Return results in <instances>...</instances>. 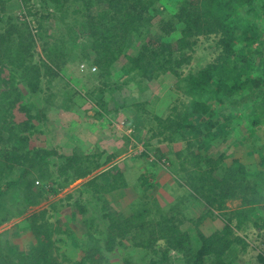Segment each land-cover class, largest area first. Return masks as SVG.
<instances>
[{
    "label": "rangeland",
    "instance_id": "obj_1",
    "mask_svg": "<svg viewBox=\"0 0 264 264\" xmlns=\"http://www.w3.org/2000/svg\"><path fill=\"white\" fill-rule=\"evenodd\" d=\"M180 1L161 0L151 16L179 14L184 8ZM188 1L192 17L201 24L190 31L182 49L175 47L182 36L177 19L170 35L152 29L156 41L151 47L162 48L149 66L129 70L126 53L139 51L132 46L101 75L89 30L81 28L83 3L2 0L18 22L30 21L34 39L29 57L0 63V93L9 82L30 107L17 106L33 114L41 109L45 116L33 120L32 129L20 131L28 140L13 146L16 156L25 150L35 154L36 166L15 155H7L9 161L0 158L6 161L0 170V205L11 210L2 211L8 218L0 223V258L7 255V244L13 256L20 251L29 256L33 250L40 256L44 245L50 264H264V173L254 175L264 172V125L253 127L252 137L246 117L228 109L231 127L209 142L210 137L196 140L162 128L184 130L172 121L177 122V113L191 98L183 79L224 54L221 27L236 36L232 56L240 54L243 64L239 60L235 72L254 73L250 71L264 59V12L259 13L257 3L259 9L233 0L232 11L217 21L200 15L208 6L204 0ZM30 4L36 16H25L22 6L29 9ZM104 7L98 4L91 10ZM240 10L242 20L236 19ZM6 44L13 46L8 40ZM156 62L163 65L160 70L153 66ZM35 64L40 70L33 82L27 68ZM46 98L51 102H43ZM240 107L247 110L251 103ZM16 113V123L25 118L26 111ZM9 145L0 140V154ZM76 154L89 157L82 160L83 169L69 168L67 161L62 165L65 157ZM236 161L245 167L250 183L261 181L254 192L242 176L229 177ZM26 169L29 174L20 178ZM81 171L87 172L79 176ZM188 171L195 172L192 184L186 180ZM203 172L206 176L200 178L197 174ZM25 180L34 183L29 187ZM241 180L240 187L220 190L224 183ZM208 182L213 195L207 192ZM201 183L204 190L197 191ZM28 192L34 198L24 201L30 198H25ZM17 256L11 260L19 262ZM40 264L46 263L42 259Z\"/></svg>",
    "mask_w": 264,
    "mask_h": 264
},
{
    "label": "trees",
    "instance_id": "obj_2",
    "mask_svg": "<svg viewBox=\"0 0 264 264\" xmlns=\"http://www.w3.org/2000/svg\"><path fill=\"white\" fill-rule=\"evenodd\" d=\"M24 1L25 0H19L21 4H23ZM56 1L57 4H59V0ZM160 1L161 0H73V2H75L76 4L79 2L83 3V7L85 8V21L81 22V28L83 31L89 30L90 46L95 53V61L102 70L101 75L104 74V70H106L110 63L118 58V56L125 53V50H130L132 46L133 48H138L139 51L135 55L126 53L127 60L131 65V67H129V70L149 66V64L152 62V58L159 55L158 49L161 50L162 48L160 45L157 48L151 47V45L156 41L150 35L153 32L152 29H156L159 34L170 35V33L175 29V24L180 22L181 25L177 31H179L182 36L177 39V45L175 44L177 50L183 48L182 46L185 43V40L188 38V35L190 34V31L192 29L199 30L201 24L200 20H198L197 18H193V12L190 11V8L186 6L187 4H190V1H180V9L183 5L184 8L181 9V12L179 14H176L178 17H176V15L164 17L162 15H159L161 13H157L156 15H158L159 17L156 19L155 16L154 18L151 16V13L160 6ZM204 1L205 4L208 3V6L207 8H205V12H202L200 15L207 13L211 16L212 19L217 21L225 17L228 12L232 11V5L234 4V2L236 3V1L233 2V0ZM246 1L248 3H253V7H260L261 10L258 8L259 13L264 12V0ZM241 3L243 2H240V4ZM254 3H257L258 7L254 5ZM98 4H105L104 9L93 12L91 8L93 9V6ZM24 6L25 5L22 6V9L26 13L25 16H36L37 12H34L32 10L31 4L29 9H27L26 6L24 8ZM162 8L163 7L161 6V9ZM152 9L154 10L151 11ZM243 12L244 11L240 10L236 19H240L241 17H243L244 15L241 14ZM8 13L6 11L5 5L3 6L2 0H0V20H6V24L0 26V29L3 30V33L1 32L0 34V42L3 43V47L0 45V63L7 61L13 56H17L19 59L29 57L31 53L30 44L34 39V34L29 29L30 27L28 28V26H31L30 21L24 23L18 22V17H15V15H11ZM214 14H216V16ZM254 18L257 17L255 16ZM177 19H180L181 21L179 20L178 22ZM236 19H234L233 21H236ZM221 28L224 33V38L221 39L222 44L224 43V54L219 57V60L216 63L208 64L201 70L197 71L195 74H188L184 77L183 80H185V84L188 87L185 90V93L190 95L191 98L185 105L182 106L179 112L176 110V112H178L177 114L180 115L176 117L178 119L177 122H175V120H172L175 124H178V126L176 127L184 130L182 132L176 133L177 129L170 130V127L172 125H162V128L165 130H169L170 133H173L175 131V134H182L181 137L185 135H191L196 140H199V138L207 139V137H210V139L208 140L209 142L211 139H215L219 135H225L223 133H225V131H227L231 127V117L227 115V113H225V111L228 112V109H232L234 112H237L238 109V111H240L237 114L238 118L246 117V120L249 124V126L246 128L248 129V133H250V136L252 135V137H256L253 131V127L264 125V59L259 62L258 67L254 69L255 71H250L254 73L245 72L244 74H237L235 72L236 68H238L237 63L240 60V65H242L243 60L240 54L232 56V48L233 46H235L236 36L233 35V31L224 29V27ZM7 40L13 43L12 47L6 44ZM252 50L253 48H250L249 51ZM171 55L172 52L169 53V56ZM147 61L150 62L146 64ZM17 66L22 67V62ZM153 66H155V69L157 70H160L163 67L162 64L159 65L158 63L157 65ZM28 70V73L31 75L27 78L29 79V81L35 82L36 80L33 78L39 77L40 69L38 65H31L27 68V71ZM47 70L49 74L53 76L51 70ZM150 70H152V68H150ZM28 86L31 89L34 88V86L32 85ZM247 90H250V92H246ZM20 95V89H18V87H14L13 85H9V82H7V88L2 93H0V135L2 136L0 140H4L5 142H7V145H12V148L9 145L8 148L3 150L0 154V158H5L6 161H9L10 158L13 157L16 153L17 149H14L13 146L20 145L25 140H28V136L24 137V135H20V131L24 132L32 129L34 126L33 120L45 116L44 112L41 109L33 114L32 110L30 113V111H28L26 108H22L21 106H30L20 98ZM49 101L50 100L46 98L43 102ZM246 102H250L251 107L247 110H241L240 106ZM19 104H21V106H17ZM22 111H26L24 115L25 118L16 123V112ZM169 119L170 117H167L163 122L168 121ZM155 120H158V118H155ZM18 125H23V127L18 130ZM252 137H249L248 139L251 140ZM16 138H20V140L14 142L13 144L12 142ZM165 139H169V137ZM3 153H5V155H3ZM7 155H10L9 159L6 157ZM16 158H22L23 161H26L31 166H36V155L31 154L29 151L25 150L23 153H19ZM87 158L89 157L85 156L84 154L67 156L64 158L62 165L65 161H67L69 164V168H73L74 170L77 169L80 171L84 167L83 161H86ZM5 159H0V170L5 166ZM64 168L65 167H63L62 170ZM86 172L81 171V173L77 174L79 176H82L85 175ZM194 173L195 172L188 171V174L186 175V180L189 184H192V177ZM229 173V177H232L231 179L233 180H235V173L237 176H242V178L245 180H247L246 178L249 176L246 172L245 167L243 165H240L237 161L236 164L232 165L231 168H229ZM263 173L264 172L258 171L254 175L260 177ZM28 174L29 171L28 169H26L24 173H21L20 178H26ZM202 174L203 175L199 173L197 175L200 178L206 176V172H203ZM25 181H27V185H29V187H31V185H33L34 183V181L32 180ZM241 181V183L239 182L237 184L231 182L230 184L224 183V187H222L220 190H230V188L227 186H231L232 188L240 187V185L245 182L244 180ZM258 183L261 184V181L259 180L258 182L257 180H255L250 183L247 180V182H245L246 188L248 187L249 191L252 192L255 191L254 188H257ZM5 185H10V183L7 182L5 183ZM206 186L207 192L213 195L214 186L211 185L210 182H208ZM204 187L205 185L201 183L196 187V189L197 191H202L204 190ZM263 190L264 188L261 189V191ZM34 195L35 194L32 192H28L25 195V198H30L25 199L24 201L31 200V198L33 200ZM206 199L210 201V198L207 195ZM18 201L19 202L15 204L16 206L20 205L21 203V200ZM3 210H5V212L7 213L11 212L10 209L5 207L2 208V206L0 205V212H2ZM7 218L8 217L4 215V212L0 213V223L6 221ZM173 239L179 240L176 237ZM206 241H211V239H208ZM178 243L179 242L177 241V244ZM174 244L175 243L173 241L169 242L170 246H175ZM5 249L7 251V255L0 258V264H40V260L42 259L46 264H50V262L46 260L44 245H42V248H40L39 250V252H41L40 256L35 255V250L31 251L33 248L29 250L32 252L29 256L21 251L19 253H16L15 256L18 255L17 259L19 260V262H16V259L11 260V258L15 256L12 255L14 249L10 245L6 244ZM36 249L38 250L39 248Z\"/></svg>",
    "mask_w": 264,
    "mask_h": 264
}]
</instances>
